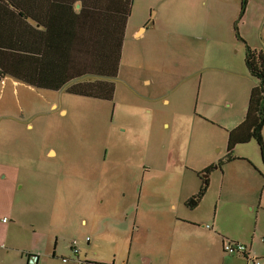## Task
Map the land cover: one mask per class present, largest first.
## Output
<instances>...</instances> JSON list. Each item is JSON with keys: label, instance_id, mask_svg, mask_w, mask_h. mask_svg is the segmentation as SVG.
I'll return each mask as SVG.
<instances>
[{"label": "rangeland", "instance_id": "374dc122", "mask_svg": "<svg viewBox=\"0 0 264 264\" xmlns=\"http://www.w3.org/2000/svg\"><path fill=\"white\" fill-rule=\"evenodd\" d=\"M196 1H201L202 5L197 7L191 0H184L183 6L175 11L185 17L183 45L187 47L183 54H191L195 49L198 50V65L204 62L207 66L226 68L225 60L229 54L231 59H236V51L233 49L232 55L228 42L237 34L233 24L238 18L241 0H216L214 10L209 9V5H213L212 0ZM145 11V8L141 10ZM246 11L237 27L241 34L254 39L252 43H257V48L264 50V0H249ZM139 16H144V13H139ZM197 17L199 30L195 35H187L195 32L193 23ZM150 37L148 34L144 40L138 41L134 38L133 29L127 36L115 102L40 93L24 86L19 88L18 94L9 89L0 92V116L7 117L0 121V227L5 216L12 222L13 230L21 234V250L29 252L35 248L41 251L40 264H78L77 256L72 252L74 242L78 244V256L83 264H142L139 257L146 252L145 246L139 242L138 236L133 238V231H138L137 221H161V218L181 215L187 207L183 205L182 211L174 213L165 208L168 202L174 201L182 206L186 188L194 187L195 183L199 188L203 184L205 173L196 176L190 169L183 171L173 166L164 172L177 176L182 170L183 175L188 176L187 181L153 182L142 191L141 203L139 201L141 186L137 177L149 168L151 173L154 172L153 157L159 152L155 147L160 145L156 142H166L171 132L159 125L160 133L155 134L154 128L148 141L151 131L142 121L147 113L139 109L136 114L135 111L132 113L127 103L134 98L124 101L127 63L132 59L133 70L140 71L143 62L159 56V50H153ZM207 44L208 54L204 58ZM174 53L168 50L169 62L175 60ZM161 54L164 56V52ZM240 62L235 61L241 67ZM246 69L244 71L247 72ZM247 74L244 79L237 80L235 73L229 79L223 74L213 73L217 78L210 90L206 88L204 92L211 106L208 118L196 120L193 126L195 133L197 129L201 132V152L215 159H225L228 135L224 128L246 113L250 89L258 84ZM153 89L157 88H150L148 92ZM195 94L196 89L192 88L193 98ZM54 102L59 109L54 110ZM136 103L135 107H140L139 102ZM61 108L67 111L66 114L61 113ZM130 121L133 125L129 129ZM124 129L126 132L122 131ZM262 135L264 138V130ZM259 148L252 140L237 146L234 154L248 157L260 165L262 156ZM50 149L57 152L56 159L47 155ZM168 150L163 147L165 158L169 157ZM173 152L176 159L181 158L175 146ZM197 155L194 150L191 159H196ZM113 156L119 161H112ZM187 164L192 167L194 161L189 160ZM4 165L14 166V170ZM236 174L234 172L233 175ZM254 175L256 179H262L259 174ZM221 176V171L214 172L212 188L215 178ZM218 193L212 191L202 196L196 210L186 214L210 226L214 211L218 206L221 210L225 207L219 226L226 237L246 239L248 244L255 237L254 251L261 257L259 263L264 264V207L262 205L259 210L257 193L252 194V202H249L253 207L241 203L243 198L239 195L235 196L236 200L221 199ZM194 200L189 198L188 201ZM233 204H236L234 214ZM63 258L68 262L65 263ZM26 260V255H23L20 264H27Z\"/></svg>", "mask_w": 264, "mask_h": 264}, {"label": "crops", "instance_id": "0c3cea01", "mask_svg": "<svg viewBox=\"0 0 264 264\" xmlns=\"http://www.w3.org/2000/svg\"><path fill=\"white\" fill-rule=\"evenodd\" d=\"M191 1L197 7L202 5L201 1ZM212 1L213 5H209V9L214 10L217 2ZM183 4L184 0L157 2L154 0H3L0 2V67L2 65L17 78L8 76L0 79V92L9 89L10 92L18 94L19 88L24 86L40 93L68 94L72 97L86 98L84 95L70 93L72 88L87 89L86 84L92 85L91 94L95 96L86 99L115 102L127 36L132 29L134 38L138 41L144 40L150 34L153 50H159V56L157 59L153 57L143 62L140 71L133 70L132 59L127 63L124 81L127 92L124 101L126 103L129 97L134 98L133 101L129 98L131 101L127 103L132 113L135 111L136 114L138 109L147 113L142 121L146 129L151 131L148 141L153 136L154 128L155 134L160 133L159 125L171 132L166 142L160 140L156 142L160 145L155 147L159 148V152L153 157V165L156 167L153 168L154 172L151 173L149 168L137 177L141 186L140 203L142 191L152 186L153 182L159 184L157 182L175 179L184 183L188 176L183 175L182 170L190 169L196 176L206 174L203 180L208 181V191L204 196L212 191H218L219 198L236 200L235 196L239 195L241 196L239 198H243L241 203L253 207L249 202H252V194L255 192L258 195L260 210L262 205L264 207L263 158L262 163L258 165L248 157L236 155L239 161L222 166L219 164L222 159H215L204 151L201 152L202 148H199L201 132H197L200 131L197 129L195 133L193 125L196 120L208 118L207 113L211 106L204 92L206 88L210 90L213 81L217 78L213 73L223 74L226 79L235 73L234 78L244 79L247 73L244 71L246 47L263 53L264 50L257 48V43H252L254 39H250L245 33L241 34L238 28L240 37L236 34L228 42L232 55H234L233 49L236 51V59H231L229 54L225 60L228 64L226 68L207 66L204 62L198 65L196 61L198 50H192L191 54L187 52L183 54V49L187 47L183 45L185 17L175 13L177 7ZM144 8L146 11L141 12ZM139 13H144V16H139ZM239 15L233 27L238 25ZM136 17H138L137 21H135ZM199 23V18H195L193 23L195 32L187 35H195L199 30ZM173 39L175 41H172ZM262 43L264 46V42ZM208 45L204 48V58L208 54ZM168 50L175 52L174 61L169 62ZM163 52L164 56L161 57ZM236 60L241 63V67L237 66ZM23 77L29 80L25 82L22 80ZM181 82L183 84L190 82V84L183 86ZM150 88L157 89L148 92ZM192 88L196 89L194 98ZM136 101L139 102L140 107H135ZM52 107L54 110L59 109L55 102ZM61 109V113L66 114L67 111ZM245 115L246 113L224 129L227 132L235 129L241 124ZM5 118L7 117L0 116V121ZM129 124L130 129L133 124L131 121ZM126 130L122 131L126 132ZM164 146L165 150L169 149L166 152L168 158L163 156ZM174 146L180 152V159L173 156ZM194 150L198 155L196 159H191ZM151 152L154 154L152 150ZM47 155L53 159L58 157L53 149H50ZM112 158L114 162L119 161L114 156ZM189 160L194 161L192 167L187 164ZM4 166L11 171L14 170V166ZM173 166L182 169L177 176H170L164 172V170L170 171V167ZM210 168H212L211 172L206 173ZM218 171L222 172V176L215 178V186L212 188L214 172ZM234 172L237 173L236 176L233 175ZM254 174H259L262 179H256L257 176L254 177ZM202 185L198 188L195 183L194 187L186 188L182 196V206L176 205L174 201L168 202L165 208L174 213L182 211L183 205L189 209L183 210L181 215L167 217L165 219L169 218V220L166 222L164 218L153 222H148L146 219V222L137 221L138 231H133V238L138 236L139 242L145 246L146 252L139 257L142 264H256L259 262L261 257L254 251L255 237L249 244L246 239H229L223 228L219 226L225 207L221 210L218 206L214 211L210 226L186 214L187 211H195L196 206L201 204L203 199L198 198V193ZM189 198H194L197 202L190 205ZM235 208L236 204H233L231 207L233 214ZM227 213L232 215L231 211ZM4 218L5 216L0 227V264H20L23 255L27 257V264L30 255L38 257L40 264L41 251L35 248L29 252L21 250V234H17L18 232H15L11 226L12 222L9 219L5 221ZM225 241H235L247 246V254L226 253ZM78 255L79 253L76 255L77 263L83 264Z\"/></svg>", "mask_w": 264, "mask_h": 264}, {"label": "trees", "instance_id": "16d2710c", "mask_svg": "<svg viewBox=\"0 0 264 264\" xmlns=\"http://www.w3.org/2000/svg\"><path fill=\"white\" fill-rule=\"evenodd\" d=\"M3 0H0L2 2ZM249 0L241 1V9L239 15V21L243 19L245 15V11L248 7ZM235 31L237 32V36L240 37L238 33V27L235 26ZM1 62V56H0ZM245 66L247 68V73L252 78H254L258 84L257 86L252 87L250 92V100L247 105V112L243 121L240 125H238L235 129L227 132L228 135V147L227 154L225 159L219 162L220 165H225L227 163H231L236 161L238 157L235 156L234 150L237 146L244 145L250 143L252 140L257 142L259 145V149L261 152V156L264 160V138H263V130H264V53L262 51H258L256 49H251L250 47H246V56H245ZM17 78L13 76L9 70L0 67V79L5 77ZM25 82L29 79L23 77ZM87 87L83 89L80 88H72L70 90L71 94L75 95H84L86 98L95 97L91 94L92 85H86ZM80 89V90H79ZM212 168L206 170V173L211 172ZM208 191V181L203 180V185L198 193V198L204 196Z\"/></svg>", "mask_w": 264, "mask_h": 264}, {"label": "built area", "instance_id": "2783aa9c", "mask_svg": "<svg viewBox=\"0 0 264 264\" xmlns=\"http://www.w3.org/2000/svg\"><path fill=\"white\" fill-rule=\"evenodd\" d=\"M5 221H7V219L4 218ZM88 240V239H87ZM73 250L72 252L77 255L79 253V248H78V244L77 242H74L73 244ZM224 251L228 254H242L245 255L248 252V248L247 246L243 245V244H239V243H235V241H229L228 243H225L224 245ZM63 261L65 263L68 262L67 259L63 258ZM28 263L29 264H38V257H36L35 255H30L28 257ZM256 264H260L259 262H256Z\"/></svg>", "mask_w": 264, "mask_h": 264}, {"label": "water", "instance_id": "95a60500", "mask_svg": "<svg viewBox=\"0 0 264 264\" xmlns=\"http://www.w3.org/2000/svg\"><path fill=\"white\" fill-rule=\"evenodd\" d=\"M195 201H191V203H189L190 205H192Z\"/></svg>", "mask_w": 264, "mask_h": 264}]
</instances>
